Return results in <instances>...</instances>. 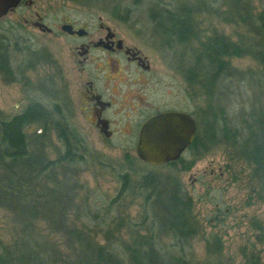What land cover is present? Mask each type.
Returning a JSON list of instances; mask_svg holds the SVG:
<instances>
[{"label": "trees", "instance_id": "1", "mask_svg": "<svg viewBox=\"0 0 264 264\" xmlns=\"http://www.w3.org/2000/svg\"><path fill=\"white\" fill-rule=\"evenodd\" d=\"M224 1L228 11L222 12L223 19L244 24L249 30L240 42L219 32L202 40L205 37L198 24L205 20L198 17L203 12L218 13L215 0H173V8L168 10L158 2L147 12L148 19L158 24L161 36L199 42V49L190 52L192 60H188L183 76L212 102L226 79L248 82L257 73L264 75V10L254 14L247 0ZM5 38L0 35V73L19 80L26 70L11 64L10 45ZM243 56H251L258 69L239 72L231 58ZM214 113L210 107L199 116V157L219 144L220 133L229 141L226 144L232 150V159L246 165L251 179L261 185L260 191L253 186L250 199L264 202V107L257 111L251 107L241 131L232 128L225 115L219 130ZM53 121L49 102L40 100H31L10 117L0 115V207L12 212L17 233L13 246L0 255V264H194L188 246L199 232L200 221L194 212V198L180 180L163 179L149 170H144L138 181L133 180L131 172L117 173L120 188L110 201L100 206L89 191L79 201L75 193L79 186L66 189L67 183L63 185L57 175L79 172L77 166L89 163L90 157L98 154H93L87 140L72 131L62 139L64 148L58 149L52 160L47 151ZM132 161L136 163L137 159ZM99 166L109 168L103 162ZM136 200H140V209L133 217L130 208ZM53 235L61 236L62 241L53 240ZM207 242L210 257L222 252L221 238L217 237L214 245ZM250 261L259 264L257 257ZM201 264L220 263L208 260Z\"/></svg>", "mask_w": 264, "mask_h": 264}, {"label": "rangeland", "instance_id": "2", "mask_svg": "<svg viewBox=\"0 0 264 264\" xmlns=\"http://www.w3.org/2000/svg\"><path fill=\"white\" fill-rule=\"evenodd\" d=\"M247 1L254 14L264 10V0ZM158 2L170 6L173 0H34L32 6L22 5L20 9L0 20V35H4L6 43L10 45L8 57L11 64L14 67L22 66L26 70L21 78L16 77L20 78L19 80L0 73V115L10 117L20 113L31 100L49 102V88L53 80L56 81L60 77L59 70L63 69L66 77L70 76L73 91L76 88V82L72 79L76 74L77 62L73 61L71 45L66 36L44 33L30 22L25 24V17L36 20L31 16L34 15V11H39L49 26L66 19L86 25L99 21L101 17L130 43L149 52L148 46L152 43L150 39H153L151 34L153 25L152 20L148 19L147 12ZM226 5L224 0H215L218 13L203 12L199 15L198 20H205L198 24V30L201 29V34L205 37L202 40L214 32H219L235 42H240V39L248 35L249 30L244 24L236 25L223 19L222 12L228 11ZM127 19L138 24L129 25L121 22ZM193 48L199 49L198 41L194 42ZM164 53L166 55L161 52L150 55L156 71L152 84L156 86V91L152 90V86L149 88L150 98L157 96L158 100L160 95L165 94L169 99L170 94L174 97L178 94L184 104H189L194 99L199 106V116L204 110L212 108L217 116L219 130L224 121L223 115L227 117L232 128L241 131L244 126L243 118H248L251 107L256 111L264 107L263 73L249 77L248 82L226 79L220 83L212 102L198 90V86L197 89L192 88L183 76L184 70L190 64L188 60H192L191 57L179 59L172 57L175 56L170 54L172 51ZM231 62L239 72L258 69L257 62L251 56L233 57ZM43 88L46 92L42 90ZM189 105L191 107V103ZM118 111L120 114L115 116V121L119 123L121 120L123 123L116 126L117 134L112 139L102 138L96 130L87 131L90 151L98 154L99 159L95 156L90 157L89 163L76 167L79 171L77 173L74 171L57 175L60 181H64L63 185L67 183L66 189L79 186V189L75 188L79 201L85 198L89 191L92 194L91 199H95L101 206L119 192L120 182L117 173L131 172L134 181L140 180L139 176L144 170L158 173L163 179L175 177L180 180L187 194L194 198V212L200 221L199 232L188 246L194 264L208 260L220 264H250L251 257H257L258 263L264 264V202L256 197L250 199L253 186L260 191L261 185L251 179V170L246 165L236 162V158L232 159V150L226 144L229 141L226 142L219 133L220 139L224 141L219 139V144L210 152L197 158V164L191 170H186L182 162L172 168H156L139 160L135 163L132 160L136 159L134 155L136 152L132 146L133 142L128 139L129 130L126 122L129 120L126 117L129 116L131 109L119 107ZM35 129L36 127L33 128ZM37 131L42 133L39 128ZM47 152L50 158L56 157L51 148H48ZM186 159L189 162V158ZM100 162L109 165V168L100 167ZM113 171L116 172L115 175ZM69 178L71 181H67ZM138 202L140 200H136L130 208L133 217L139 212ZM12 218L9 209L0 207V255L8 251L16 240L17 233L13 229ZM52 237L57 242L62 241L61 236ZM217 237L221 238L223 250L219 255L210 257L207 241L214 245ZM164 241L167 243L168 240Z\"/></svg>", "mask_w": 264, "mask_h": 264}, {"label": "flooded vegetation", "instance_id": "3", "mask_svg": "<svg viewBox=\"0 0 264 264\" xmlns=\"http://www.w3.org/2000/svg\"><path fill=\"white\" fill-rule=\"evenodd\" d=\"M33 4L34 0H22L20 5L7 15L20 9L22 5L30 7ZM169 7L172 6L162 5L161 8L168 10ZM33 14L31 17L36 20L25 17V24L30 22L39 28L36 24L44 23L50 31H42L39 28L42 32L64 34L71 45L73 61L77 62L76 74L72 79L76 82L75 90L72 89L70 76L66 77L62 69L59 70L60 77L56 81L53 80L49 91V108L54 117L49 139L50 148L56 156L57 150L64 148L65 143L62 139L70 136L72 131H74L73 135L80 139L87 140L89 130H96L102 138L112 139L117 134L116 126L123 123L121 120L119 123L115 121V116L120 114L118 108L121 107L131 109L129 116L126 117L129 119L126 121L129 130L127 135L128 139L133 142L136 159L142 162L144 161L138 157L136 150L140 130L145 121L162 112L177 111L190 114L196 122L197 130L194 140L183 151L181 157L162 165H151L146 162L145 164L156 168H169L170 163L177 165L182 162L186 170H191L196 166L201 150L197 138L200 128L198 103L192 99L190 107V103L184 104L178 94L174 97L170 93L171 98L168 99L163 94L157 100V96L150 98L148 92L151 86L152 90L156 91V86L152 85L153 74L156 72L152 65V54L161 52L166 55L164 51H172L170 54L175 55L172 57L179 59L188 57L194 49L193 45L191 46L194 44L191 39L161 36L158 24L151 22L153 39H150L152 43L149 44V52H147L130 43L101 17L99 21L86 25L66 19L59 24L49 26L39 11H34ZM121 22L129 25L138 24L130 19ZM64 24L72 25L74 33L64 31L62 29ZM81 29L84 30L82 34L78 33ZM191 87L197 89L194 84ZM188 90L187 88L186 91ZM186 158H189V162ZM55 159L56 157L52 160Z\"/></svg>", "mask_w": 264, "mask_h": 264}, {"label": "water", "instance_id": "4", "mask_svg": "<svg viewBox=\"0 0 264 264\" xmlns=\"http://www.w3.org/2000/svg\"><path fill=\"white\" fill-rule=\"evenodd\" d=\"M21 1L0 0V20L17 8ZM36 25L42 31H50L44 23ZM62 29L74 33L70 24H64ZM83 32V29L78 31L80 34ZM196 130V122L188 113L170 111L154 115L141 127L137 155L151 165H162L177 160L194 140Z\"/></svg>", "mask_w": 264, "mask_h": 264}]
</instances>
